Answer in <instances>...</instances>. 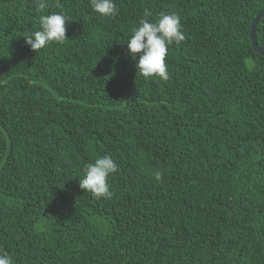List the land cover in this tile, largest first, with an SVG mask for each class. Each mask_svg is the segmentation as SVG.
<instances>
[{"label":"trees","instance_id":"trees-1","mask_svg":"<svg viewBox=\"0 0 264 264\" xmlns=\"http://www.w3.org/2000/svg\"><path fill=\"white\" fill-rule=\"evenodd\" d=\"M0 0V253L13 264H264V0ZM69 17L38 53L39 16ZM149 13L145 17V13ZM180 16L168 79L138 75L141 19ZM255 37L264 48V17ZM110 155L111 198L79 187ZM161 180H155V173Z\"/></svg>","mask_w":264,"mask_h":264},{"label":"clouds","instance_id":"clouds-1","mask_svg":"<svg viewBox=\"0 0 264 264\" xmlns=\"http://www.w3.org/2000/svg\"><path fill=\"white\" fill-rule=\"evenodd\" d=\"M91 9L100 17H114L118 14L115 0H89ZM48 7L46 0H39L37 11ZM56 7H60L57 0ZM149 13H145L147 17ZM69 17L62 12H54L39 16V30L23 36L30 49L38 53L52 43H63L66 37V24ZM181 30L180 16L175 13H164L153 22L141 19L139 25L131 31L127 40L128 55L138 69V75L145 79L158 77L168 79L166 57L169 46L180 44L185 40ZM118 165L110 155L98 157L94 163H88L83 169V178L79 180V187L88 192L95 199L111 198L112 192L108 178L116 173ZM155 180H161V173H155ZM0 264H13L8 252L0 253Z\"/></svg>","mask_w":264,"mask_h":264},{"label":"water","instance_id":"water-1","mask_svg":"<svg viewBox=\"0 0 264 264\" xmlns=\"http://www.w3.org/2000/svg\"><path fill=\"white\" fill-rule=\"evenodd\" d=\"M264 17V8L256 15L254 18L252 25H251V31H250V39H251V45L255 52L260 54L261 56H264V48H262L256 41L255 32L256 27L259 23V21Z\"/></svg>","mask_w":264,"mask_h":264}]
</instances>
